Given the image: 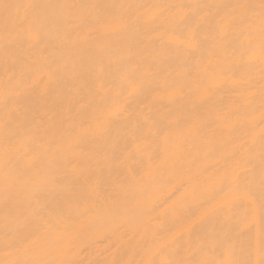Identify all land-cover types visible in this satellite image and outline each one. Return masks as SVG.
Wrapping results in <instances>:
<instances>
[{
	"label": "bare ground",
	"instance_id": "1",
	"mask_svg": "<svg viewBox=\"0 0 264 264\" xmlns=\"http://www.w3.org/2000/svg\"><path fill=\"white\" fill-rule=\"evenodd\" d=\"M3 3L0 264H259L260 0ZM236 3L257 6L243 35L211 7ZM49 4L94 7H27ZM35 222L58 242H5Z\"/></svg>",
	"mask_w": 264,
	"mask_h": 264
},
{
	"label": "snow or ice",
	"instance_id": "2",
	"mask_svg": "<svg viewBox=\"0 0 264 264\" xmlns=\"http://www.w3.org/2000/svg\"><path fill=\"white\" fill-rule=\"evenodd\" d=\"M0 7L3 8L4 12L7 14L12 9H19L22 7L21 5H14L9 3L0 4ZM28 8H45V9H64V10H81L94 7L93 5H75V4H49V5H28ZM211 7H215L216 9L223 12L227 18L228 25L230 28L234 29L235 32L239 35H243L244 31L250 30L256 21V5L253 4H244V3H236V4H224V5H213ZM219 15V12H218ZM259 26H260V34H261V51L264 53V0H260L259 4ZM82 22H87V17H81ZM251 45V41L249 42ZM264 92V89H262ZM14 138H9V146L6 147L4 159L6 162L9 160L10 155V146L11 141ZM261 153L262 160H264V136L261 137ZM10 176L6 172L5 174V188H4V198L7 203L10 195ZM261 184L264 185V167L261 168ZM261 209L264 211V201H262ZM233 229V225L228 222H223L218 226V230H214L212 234L206 235L201 240V243L211 242V243H225L230 235V232ZM30 239H34L37 243L43 241L45 243L56 244L58 241L52 236L51 230L45 228L41 223L35 222L34 230L31 232L30 236H14L11 239L6 237V243H11L13 245H25L28 244ZM262 253H264V241H262ZM27 264H37V262L29 261ZM40 264H44V262H40ZM64 264H76L75 261H66ZM151 264H157L156 261L151 262ZM159 264H207V262H189L185 260H176L169 259L166 261H159ZM235 264H252L251 260H239L236 261ZM259 264H264V258L259 261Z\"/></svg>",
	"mask_w": 264,
	"mask_h": 264
}]
</instances>
